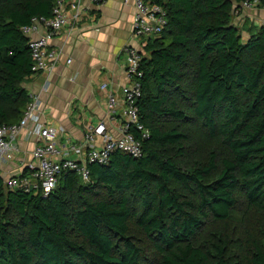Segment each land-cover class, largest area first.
I'll use <instances>...</instances> for the list:
<instances>
[{"label": "trees", "instance_id": "obj_1", "mask_svg": "<svg viewBox=\"0 0 264 264\" xmlns=\"http://www.w3.org/2000/svg\"><path fill=\"white\" fill-rule=\"evenodd\" d=\"M242 1L159 0L167 23L144 46L138 77L140 119L150 130L143 155L116 150L89 165V182L65 171L47 195L7 189L0 177V264H141L132 218L161 264H237L220 224L239 196L258 215L244 220L245 264H264V25L249 27L244 40L233 21ZM55 2L0 0V125L18 122L31 101L23 27L50 16ZM186 84L193 117L217 141L203 154L188 153V132L160 122L190 125L176 97Z\"/></svg>", "mask_w": 264, "mask_h": 264}, {"label": "crops", "instance_id": "obj_2", "mask_svg": "<svg viewBox=\"0 0 264 264\" xmlns=\"http://www.w3.org/2000/svg\"><path fill=\"white\" fill-rule=\"evenodd\" d=\"M67 6L68 15L77 17L50 43L60 53L58 60L50 70L32 73L23 85L31 99L39 97L44 122L59 128V142L78 145L84 142L90 125L106 119L115 132L123 123L120 106L107 119V94L123 97L122 89L129 82L124 48L133 45L144 52L145 40L133 33L134 0H105L102 4L80 0L78 8ZM233 18L244 27L262 26L264 10L242 7ZM103 83L108 84L105 90L101 89ZM37 142L27 130L20 133L14 158L0 165L4 185L10 176L30 171Z\"/></svg>", "mask_w": 264, "mask_h": 264}, {"label": "built area", "instance_id": "obj_3", "mask_svg": "<svg viewBox=\"0 0 264 264\" xmlns=\"http://www.w3.org/2000/svg\"><path fill=\"white\" fill-rule=\"evenodd\" d=\"M91 1L97 4L105 2ZM134 1L133 33L144 38L145 46L149 38L159 35L164 29L167 23V10L159 0ZM79 4L80 0H56L50 16H34L31 22L23 27V31L29 37L33 73L50 70L58 60L60 53L51 48L50 43L66 24L72 22V18L77 17L71 18L68 15L67 5L78 8ZM241 4L245 9L264 10V0H243ZM124 51L127 57L126 72L129 82L122 89L121 99L115 93L107 94V119L117 112L119 106L123 116V123L115 132L110 131L109 121L104 119L96 125L88 126L83 143L62 145L58 140L59 128L44 122L42 103L39 97L35 96L27 104L18 122L0 125V165L14 158L18 150L17 139L23 130L38 138L32 152L34 162L29 166L30 171L7 178L5 181L7 189L47 195L58 185L65 171H75L83 182H89L91 178L89 165L107 163L112 152L120 150L134 157L143 155L141 137L149 136L150 130L140 119L138 105V99L142 94L141 83L138 80L143 74L142 49L128 45ZM107 87V83L101 84V89L105 90Z\"/></svg>", "mask_w": 264, "mask_h": 264}, {"label": "rangeland", "instance_id": "obj_4", "mask_svg": "<svg viewBox=\"0 0 264 264\" xmlns=\"http://www.w3.org/2000/svg\"><path fill=\"white\" fill-rule=\"evenodd\" d=\"M239 25V24H238ZM242 36L244 40H247L250 36L249 27L239 25ZM257 32V29L255 30ZM182 89V88H181ZM191 84H186L183 86V95H176V97L182 98L180 101L183 104L184 107H187L186 110L189 112L188 114L191 115L190 125H187L183 122L176 121H168V120H160L161 124L164 127H171L175 126L183 131H186L190 134L192 144L188 148V153L192 150L194 153L197 154H203L207 148H214L216 147L217 141L212 138L207 130V128L199 122L195 117H193V112L190 110V106L186 104V102L191 101ZM176 152V149L172 150V153ZM241 195V194H240ZM131 201L136 204V200L130 195ZM138 211L141 210V206L139 205V202H137ZM250 212V213H249ZM247 210V204L243 197L239 196V201L236 205V207L233 209L232 217L228 222V225L226 224H220L222 227H227L229 229V234L234 239V247L232 249V253H237V256H233L232 261L239 260V263L237 264H245V258H244V252L242 251L243 241H244V235H243V225L244 220H251L252 218H256L258 215L253 214L254 212ZM249 213V214H245ZM10 215H12L10 213ZM131 224V233L135 235L136 242L138 245L143 249V256L141 258V264H161V256L160 254L155 250V247L153 246L152 242L147 238L146 234L138 228L135 223L134 219L132 218L130 220ZM213 226V227H212ZM216 224L210 222L208 224L207 228H215ZM232 230H235V232H232ZM205 235V231H202L198 235V240H200ZM209 237L214 238V236L209 235Z\"/></svg>", "mask_w": 264, "mask_h": 264}]
</instances>
